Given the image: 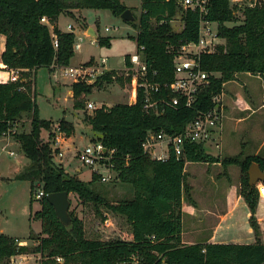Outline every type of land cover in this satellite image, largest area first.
I'll return each instance as SVG.
<instances>
[{"label":"trees","instance_id":"16d2710c","mask_svg":"<svg viewBox=\"0 0 264 264\" xmlns=\"http://www.w3.org/2000/svg\"><path fill=\"white\" fill-rule=\"evenodd\" d=\"M84 8H110L121 16L130 7L122 0H0V71L2 64L27 69L16 82L0 78V136L13 131L15 123L25 114L31 115L30 131H13L31 161L18 178L30 181L31 204L34 191L39 187L44 191L39 199L40 209L32 214L33 219L41 222V231L30 234L39 244L33 248L19 245L20 239L0 233V264H8L14 254L40 250L48 257L62 255L68 264H123L134 254L143 258L144 264L162 261L167 264H264V242L259 239L261 230L256 217L260 195L258 188L250 185L248 173L254 161L264 170V157L236 155L221 159L208 153L203 144L188 142L184 156L172 155L164 161L152 158L143 148L149 130L177 134L195 118L198 109L214 107L224 84L234 80L238 73L264 74V3L238 9L228 0H208V12L201 16L197 10L183 8L178 0H141L140 16L129 23L137 28L133 37L138 49L144 47L153 82L163 86L174 80L175 54L169 47L198 40L202 18L219 23L221 43L215 52L201 57L203 68L218 76L210 77V85L192 108H168L162 114L148 112L140 91L136 103L104 104L91 113L86 112L85 119L96 134L92 140L116 149L114 161L119 180L133 189L131 197L117 202L107 200L97 174L93 173L86 181L56 162L59 148L53 146L57 136L53 120L41 118L36 103L37 70L66 67L75 53L76 35L58 26L59 17L62 14L74 16V10ZM178 14L184 22L179 31L172 26ZM42 17H46L47 22H43ZM98 40L100 44H110L109 37L99 36ZM92 61L93 58L85 63ZM114 74L116 70H111L94 83L74 81L73 107L86 110L85 96L91 94L96 85L112 82ZM117 80L125 84L119 75ZM58 124L67 136L75 131L74 123L64 117ZM216 161H221L224 167L230 164L241 167L239 192L251 211L249 221L257 237L254 243L182 242L183 200H193L191 186L186 181V164ZM60 191L76 194L82 204L93 203L98 212L99 205H104L125 216L131 225V238H89L83 218L72 210L71 224L65 225L46 197L48 193ZM152 235L156 236L155 242L150 240ZM51 263V260L46 261V264Z\"/></svg>","mask_w":264,"mask_h":264},{"label":"rangeland","instance_id":"374dc122","mask_svg":"<svg viewBox=\"0 0 264 264\" xmlns=\"http://www.w3.org/2000/svg\"><path fill=\"white\" fill-rule=\"evenodd\" d=\"M132 8L135 17L141 14V0H125ZM88 24L95 30L96 34L88 35L83 30L76 28L78 37H83L82 47L75 50L74 55L70 60V64L66 67H60L55 70L58 75V81L55 80L53 73L47 67H40L36 72V103L39 107V114L41 118L52 119L53 129L58 124V120L66 118L75 125V131L67 136L65 133L60 135L61 142L59 144L53 143V146H60V150L64 151V156L59 157L55 154L57 163H61L65 169L74 173L77 169H82L78 172L82 179L88 181L91 179L92 169L82 165L76 158V148H81L92 140L95 132L85 119V114L93 112L92 109L87 108L88 101H94L101 105L113 106L118 103H129L130 86L122 84L119 81L107 82L104 81L102 85H96L91 94L85 96L86 110L73 107V96L70 94L74 78L65 73V69L69 66H77L81 62L89 60L92 56L97 59L102 57L108 58L107 68H113L120 71L124 66V59L126 54L136 53L138 45L136 39L133 37L137 34V28L125 21L119 15H115L110 8H87L83 10ZM76 26L85 29L83 26V15L77 16ZM72 18L62 16L60 19V27L67 29L69 23H72ZM232 23H229L231 25ZM87 25L86 23L84 24ZM183 25L181 15H177L172 21V26L179 31ZM108 27V30L106 28ZM217 24L213 23V29L216 30ZM95 36V37H93ZM109 37L110 44H100L98 37ZM95 38V42L92 40ZM5 37H2V48L4 47ZM4 72V71H3ZM54 72V70H53ZM5 73V72H4ZM231 81V80H230ZM96 82V81H95ZM255 82V78L251 75L240 74L234 79V82L229 85H236L237 89L246 95L251 83ZM218 99V98H217ZM264 128V126H263ZM262 131L264 132V129ZM15 132L30 131L31 129V115L25 114L20 121L15 123L13 128ZM12 131V132H13ZM58 135V131H55ZM63 138H65L63 142ZM7 150H12L16 153L15 156H10L6 150H2V146L6 144ZM0 231L5 233L18 235L20 240H26L27 245L33 248L37 243L36 239L31 238L30 234H39L41 231V222L39 220L31 219L32 214L40 209V201L33 194V202L31 204L30 181L19 179L9 180L1 177V175H8L11 172L19 170L25 171L31 164L30 159L26 156L20 147L19 142L14 137L13 133L10 135L0 137ZM58 145V146H57ZM158 154H162L163 150L159 146ZM19 157V158H18ZM201 163V164H200ZM202 163H205L202 165ZM206 163L213 162H192L195 168H187L186 181L193 187L190 181L193 173L198 179L196 192H191L190 200L185 198L183 200L186 206H194V209H202L206 206L212 205L213 202L208 201L207 196L214 194H221L227 184L233 185L234 182H240L239 175L241 167L233 166L230 170L221 167H215ZM191 166V165H190ZM235 169V170H234ZM208 172V173H207ZM213 174L214 180L207 179V175ZM19 174L16 175V177ZM35 184H39L38 181ZM104 195L109 202H117L123 198L131 197L133 189L130 184L121 182L120 180L111 183H101ZM35 192V191H34ZM200 195V197L196 196ZM209 197V198H210ZM198 200H197V199ZM71 206L70 211H75L79 217L83 218L85 223L86 236L89 238L101 239H130L131 225L125 216L115 213L107 209L104 205H99L100 211L93 203L82 204L76 194L70 193ZM189 209V208H188ZM105 217L106 219H103ZM109 220V222H107ZM186 225H189V218L187 217ZM187 244L188 242H183ZM31 261L30 259L28 260Z\"/></svg>","mask_w":264,"mask_h":264},{"label":"built area","instance_id":"2783aa9c","mask_svg":"<svg viewBox=\"0 0 264 264\" xmlns=\"http://www.w3.org/2000/svg\"><path fill=\"white\" fill-rule=\"evenodd\" d=\"M207 1L208 0H178V3L183 8L197 10L201 16H204L208 12ZM228 1L231 5L237 6L238 9L255 7L264 3V0ZM42 21L47 22L46 17H42ZM213 23L217 24L216 30L213 29ZM183 26L184 22L181 29ZM68 30L74 32L75 28L72 24H69ZM106 30H108V27ZM81 39L80 37L79 40ZM221 40L219 36V23L217 21L202 18L200 21L198 40L184 42L177 46L171 44L169 47L170 51H173L175 54V77L171 83L162 86L160 83L153 82L150 79L149 65L144 58L143 46H141L136 53L129 54L128 57L125 56L123 68L120 71L116 70V74L112 75L113 81H115L117 75H119L125 80V83L130 86V104L137 102L139 93L142 91L144 107L148 112L162 114L168 108H177L179 106L192 108L199 102L201 93L210 85V77L212 75L218 76V73L208 72L203 68L201 57L203 54L215 52ZM54 43L55 46L58 45L56 36ZM80 47V42L75 40L74 50ZM107 63L108 58L102 57L101 59L93 60L90 64L84 62L77 66H69L65 69V73L73 77L74 81L94 83L99 76L112 70L106 67ZM2 70L7 73L6 79L2 80L16 82L22 79L23 72L27 69L12 68L6 64H2L1 71ZM156 72L157 71H154L153 74H156ZM217 98H215L217 104L214 107L198 109L195 118L188 122L183 130L177 134L168 133L164 130L160 132L149 130L143 142L145 152L150 154L152 158L165 161L172 155L177 158L184 156L185 144L188 142L201 143L207 148V145L215 139L217 128L222 118V111ZM87 108L94 110L97 106L92 101H88ZM54 130L58 131L56 144H59L60 135L63 133L59 128V124L55 125ZM11 133L13 132L8 131L5 136ZM159 146L163 150L162 154L157 153ZM58 148V156L63 157L64 151L60 150V146H58ZM115 151V148H108L102 141L89 140L83 147L76 149L75 155L79 162L91 168L92 174H97L103 183H111L119 180V171L114 161ZM256 187L259 190L260 197L264 199V183L259 182L256 184ZM34 194L36 198L40 199L44 195V191L39 187L35 190ZM107 222H109V220ZM150 240L155 242L156 236H150ZM18 244L26 245L21 241H18ZM38 244L39 243H37V245ZM29 259L31 260L30 262L28 261ZM49 260L52 261L51 264H68L64 256L52 255L48 257L44 255L42 250L14 254L9 258L8 264H46V261ZM143 261V258L134 254L131 256L130 260L123 264H144ZM160 264H167V262L162 261Z\"/></svg>","mask_w":264,"mask_h":264},{"label":"crops","instance_id":"0c3cea01","mask_svg":"<svg viewBox=\"0 0 264 264\" xmlns=\"http://www.w3.org/2000/svg\"><path fill=\"white\" fill-rule=\"evenodd\" d=\"M124 3L127 2L122 0ZM130 7V6H129ZM84 9L74 10V16L68 14H62L58 20V26L60 27V19L62 16H68L72 18V24L75 28L74 33L76 34V41L80 42L82 47V39L79 40L76 28L83 30L86 35H88V29L91 27L86 17L83 14ZM82 14L84 19L85 29L77 27L75 23L77 16ZM68 24V25H69ZM61 28V27H60ZM64 31H69L67 29L61 28ZM95 37V36H93ZM95 38L92 40L94 43ZM80 47V48H81ZM79 48V49H80ZM77 50V49H75ZM93 60H98L93 56L90 58ZM89 59V60H90ZM89 60L85 61L88 62ZM84 63V62H81ZM54 68L53 76L55 80L58 81V75L55 72L57 70ZM114 70L113 68H110ZM5 72V71H4ZM3 70L0 72V78L6 79L7 73ZM240 74L251 75L255 78V82L251 83L250 88H248L246 95L242 94L240 90L237 89L236 85H229L234 82V80L228 81L224 84L222 93L218 96V102L222 111L221 122L217 128L216 137L213 142L207 145L208 153L218 156L221 159L225 157H233L240 155L241 158L246 156H261L264 157V132L262 128L264 126V74H253L250 72L238 73L236 77ZM74 82V81H73ZM36 88V85H35ZM70 94L73 96V91L70 89ZM92 101V100H91ZM97 107L100 103L92 101ZM88 103V102H87ZM77 112L78 109H76ZM264 129V128H263ZM3 138L4 136H0ZM72 137V136H70ZM65 138H63L64 142ZM61 142V138H60ZM1 144V143H0ZM61 146V145H60ZM2 150H6L10 156H15L16 153H12V150H7V141L3 145ZM77 149V148H76ZM26 156L25 154L23 155ZM17 158V157H16ZM19 158V157H18ZM29 159V158H28ZM255 162V161H254ZM192 162H187V168H195L192 166ZM201 164V163H200ZM205 163H202L204 165ZM215 167H221V161H216L213 163H206ZM191 165V166H190ZM239 165L230 164L224 167L231 173L229 168ZM235 170V169H234ZM21 167L19 170L11 172L8 175H1L3 178L9 180H19L17 174H21ZM82 169H77L76 172H81ZM92 173V172H91ZM208 173V172H207ZM191 175L190 181L193 184V191L196 192L197 189V177ZM198 175V174H195ZM241 175V173L239 174ZM207 179L214 180L213 174L207 175ZM80 177V175H79ZM82 178V177H80ZM92 178V174H91ZM21 180V179H20ZM84 180V179H83ZM263 183V182H262ZM240 182H234L233 185L227 184L223 189L221 194H214L211 197L207 196L208 201L213 202L212 205L206 206L202 209H194V206H186L183 202V231H182V242H188L187 244L193 243H254L257 240L254 229L250 224L249 218L251 216L250 208L246 203L245 199L239 192ZM192 188L190 190L192 192ZM196 196L200 197V195ZM210 197V198H209ZM197 199V198H196ZM198 200V199H197ZM189 208V209H188ZM189 218V225H186V218ZM256 217L260 225V235L259 239L264 242V199L260 197ZM32 219V217H31ZM10 236H14L20 239L18 235H12L0 231ZM23 244L27 245L26 240H21Z\"/></svg>","mask_w":264,"mask_h":264},{"label":"water","instance_id":"95a60500","mask_svg":"<svg viewBox=\"0 0 264 264\" xmlns=\"http://www.w3.org/2000/svg\"><path fill=\"white\" fill-rule=\"evenodd\" d=\"M121 18L125 21H134L136 19L133 11L130 8H127L122 14ZM88 33L91 35H95V30L90 27L88 29ZM249 182L250 185L256 186L259 182L264 183V170L261 168L258 162H252L249 169ZM47 200L53 205L55 208L57 216L60 220L65 224H71V215H70V206H71V199L70 193L68 191H60V192H53L47 194Z\"/></svg>","mask_w":264,"mask_h":264}]
</instances>
